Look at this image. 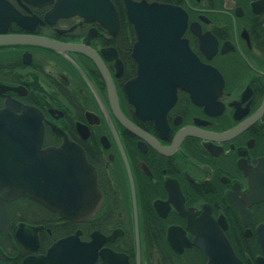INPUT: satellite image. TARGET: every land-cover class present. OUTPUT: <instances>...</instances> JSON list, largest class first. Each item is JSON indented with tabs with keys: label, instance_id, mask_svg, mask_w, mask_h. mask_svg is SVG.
<instances>
[{
	"label": "flooded vegetation",
	"instance_id": "1",
	"mask_svg": "<svg viewBox=\"0 0 264 264\" xmlns=\"http://www.w3.org/2000/svg\"><path fill=\"white\" fill-rule=\"evenodd\" d=\"M150 5L179 17L143 41ZM6 39L0 110L78 146L99 201L67 218L0 192V264H264V0H0Z\"/></svg>",
	"mask_w": 264,
	"mask_h": 264
},
{
	"label": "water",
	"instance_id": "2",
	"mask_svg": "<svg viewBox=\"0 0 264 264\" xmlns=\"http://www.w3.org/2000/svg\"><path fill=\"white\" fill-rule=\"evenodd\" d=\"M141 11L142 15L132 16V21L139 35H143V41H146L144 35L152 34V19L179 17L178 12L166 6H143ZM146 26L149 28L144 31ZM17 42L16 39L0 40V44ZM133 56L137 60L135 52ZM152 74L138 69L139 77ZM138 81L139 78L134 79L127 86L129 102L137 113L141 107L155 105V98L145 100L142 106L138 102L135 95ZM151 82L144 88L151 89ZM122 123L133 133L138 132L127 120ZM42 136L43 117L38 110L12 101L4 104L0 110L1 197L10 200L26 196L67 218L89 214L99 201L94 169L87 163L83 151L67 139L59 148H42ZM223 257L232 261L235 258L225 240Z\"/></svg>",
	"mask_w": 264,
	"mask_h": 264
}]
</instances>
